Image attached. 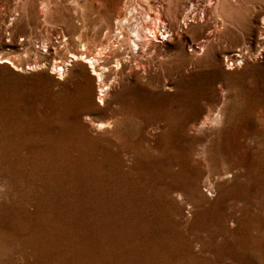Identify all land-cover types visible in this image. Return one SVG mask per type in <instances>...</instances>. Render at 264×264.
<instances>
[{
	"label": "rangeland",
	"instance_id": "rangeland-1",
	"mask_svg": "<svg viewBox=\"0 0 264 264\" xmlns=\"http://www.w3.org/2000/svg\"><path fill=\"white\" fill-rule=\"evenodd\" d=\"M81 2L0 0V264H264V0H232L230 47L251 48L234 64L214 42L151 63L106 48L103 101L68 60L115 38L119 4Z\"/></svg>",
	"mask_w": 264,
	"mask_h": 264
},
{
	"label": "bare ground",
	"instance_id": "bare-ground-1",
	"mask_svg": "<svg viewBox=\"0 0 264 264\" xmlns=\"http://www.w3.org/2000/svg\"><path fill=\"white\" fill-rule=\"evenodd\" d=\"M104 1L105 3L103 6L109 8V1L111 0L108 2L107 0ZM197 1L199 2V0H118L119 7L114 15V23L110 26L107 24L109 27L106 28L107 31L105 35L108 37L109 34H113L114 32L115 38L111 40L112 35L106 38L107 40H104V42L99 45L97 53L93 56L88 55V51L85 52L87 47L84 44L82 48L84 51L80 55L74 51L71 52L70 57L72 59L68 61L81 57L89 64L93 74L97 75L96 77H98L101 86L99 96L101 101L105 100V97L109 94L112 83L107 84L105 82V74L102 69L106 68V66L101 63L102 61L100 62L102 54L105 56V52H107L105 51L106 48H113L115 53H117L115 55L118 57L122 56V51H124L125 53H131L135 58L145 56L148 62L155 60V58H160L161 60H159V62H162V57L164 58L168 55L169 46L172 44L181 43L184 47L183 51L188 46L190 50L198 52L200 49L205 50L209 44L214 42L215 45H218L216 50H218V53L223 54L227 63L229 62L228 64L231 62L234 64L235 61H242L241 59L246 56V51L249 53L251 48L249 44L246 46V43L241 45L238 49H231L230 47L231 33L235 28L242 27L232 16V0H202L200 3ZM113 2L115 3L116 0H113ZM71 3L76 11H80L84 17H87V7L85 8L81 0H71ZM47 4H49L48 1ZM259 14L260 24L257 25L258 29L255 27L259 32L256 41L260 42V45H264V10H260ZM213 16L215 17L213 18ZM116 43L118 44L117 47L115 46ZM56 45L52 48L59 50L57 48L58 45ZM44 46L50 45L44 44ZM246 47L247 49H245ZM120 48L122 49L121 52ZM243 49L245 52H242ZM263 50L264 48L260 51L262 52ZM48 51L50 50L48 49ZM236 51L242 54H231ZM171 54L173 55L174 53ZM235 55L237 58H234ZM119 59L121 61L127 60L128 62V59H123V56ZM1 61L11 62L9 59H2ZM62 62L64 61H56L53 66L59 74H64L67 66L71 64L70 62H64L61 65ZM116 62L119 63L117 60ZM35 66H37V63ZM28 67L31 68V66ZM223 98L225 97L222 96V100L219 101L217 105L223 103ZM212 110V108L209 109L207 114L204 115L205 117L200 121L193 122L191 127L199 130L209 126H216L222 116L220 112L213 116L214 111L212 112ZM108 123L107 121H99L96 125L98 128H103L110 125Z\"/></svg>",
	"mask_w": 264,
	"mask_h": 264
}]
</instances>
